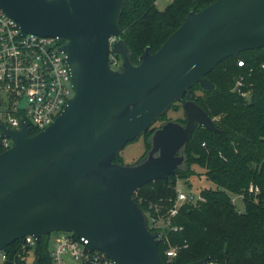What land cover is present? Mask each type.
<instances>
[{
    "label": "water",
    "instance_id": "obj_1",
    "mask_svg": "<svg viewBox=\"0 0 264 264\" xmlns=\"http://www.w3.org/2000/svg\"><path fill=\"white\" fill-rule=\"evenodd\" d=\"M124 3L0 0L23 33L64 41L58 50L66 56L74 91L35 135L25 123L18 130L1 126L13 144L0 152V251L32 236L40 253L42 235L66 232L86 238L89 250L115 264H162L163 233L148 229L133 195L188 170L186 145L196 127L219 131L190 88L197 83L212 91L206 74L220 61L264 48V0H214L190 11L154 53L146 47L137 63L120 38ZM111 52L121 59L118 68L110 65ZM180 101L183 123L168 119L155 128L149 149L134 164L113 161Z\"/></svg>",
    "mask_w": 264,
    "mask_h": 264
},
{
    "label": "trees",
    "instance_id": "obj_2",
    "mask_svg": "<svg viewBox=\"0 0 264 264\" xmlns=\"http://www.w3.org/2000/svg\"><path fill=\"white\" fill-rule=\"evenodd\" d=\"M213 1L172 0L158 10L156 0H125L120 38L130 51L131 62L137 63L146 47L154 53L190 11L198 12ZM239 60L243 67L236 65ZM206 78L214 84L212 91L201 90L197 83L190 90L219 131L196 127L186 145L188 170H176L167 181L155 180L140 187L133 199L144 213L148 229L163 233L158 244L162 264H188L207 256L216 264H264V48L223 59ZM179 103L169 110H182ZM168 111L157 121H167ZM176 120L183 123L184 117ZM155 128L151 126L141 135L145 152ZM29 133L37 131L30 127ZM113 161L122 163L119 154ZM193 167L201 169L204 180L213 186H200L202 200L183 202L170 215L177 182L192 187ZM231 195L240 196L242 212L236 210ZM160 220L162 225L157 224ZM49 241L50 234L40 237L38 253L35 246H24V239L16 240L3 250L6 260L1 264H26L32 252L34 264H52ZM176 246V256L167 257L166 251Z\"/></svg>",
    "mask_w": 264,
    "mask_h": 264
},
{
    "label": "built area",
    "instance_id": "obj_3",
    "mask_svg": "<svg viewBox=\"0 0 264 264\" xmlns=\"http://www.w3.org/2000/svg\"><path fill=\"white\" fill-rule=\"evenodd\" d=\"M63 43L56 37L23 33L19 24L0 7V149L3 151L13 142L1 135V126L18 130L25 123L28 129L32 127L38 133L53 122L73 96L66 56L58 50ZM109 62L112 68H116L120 61L110 53ZM236 65L243 67L245 64L240 60ZM236 85L239 86L240 82L237 81ZM22 101L24 106L21 108ZM249 190L256 192L253 186ZM197 200H202L199 193L178 191L169 214H176L181 203H195ZM58 233L51 249L52 264H67L66 256L75 264H115L103 253L89 250L86 238ZM23 239L24 246H35L32 236ZM177 251V246L171 247L166 255L172 258ZM5 260L6 254L2 250L0 264ZM203 264L216 263L207 259Z\"/></svg>",
    "mask_w": 264,
    "mask_h": 264
},
{
    "label": "rangeland",
    "instance_id": "obj_4",
    "mask_svg": "<svg viewBox=\"0 0 264 264\" xmlns=\"http://www.w3.org/2000/svg\"><path fill=\"white\" fill-rule=\"evenodd\" d=\"M171 1L172 0H156L155 6L158 10H163ZM167 118L172 119V120H176L178 118L182 119L183 118L182 110L180 109L176 112L169 110L167 113ZM160 124H161V122L156 121L153 124V126L158 127ZM145 147H146L145 146V140H144L143 136H140L137 139H135L134 141L127 143L125 145V147L119 152V156L122 159V163L125 165H132L135 162H137V160L145 152ZM193 169L195 171V175H193L189 178V182L192 184V187H188L186 184H184L183 181L178 180L177 185H176L178 191H182L184 193L191 192L192 194L196 195L199 191L200 186L201 187H204V186H211L212 187L213 186L210 182L208 183L204 180L203 174L200 173L201 169H199L197 167H193ZM231 198H232L233 204L235 205L236 210H238L239 212H242L244 207H243V203L241 201L240 196L231 195ZM157 224L162 225L163 221L160 220V221H158ZM58 236H59L58 232H52L50 234L49 249H52L53 242H55L57 240ZM32 258L33 257H29V259H27V264H32ZM66 262H67V264H75V262L72 261L71 258H69L68 256H66Z\"/></svg>",
    "mask_w": 264,
    "mask_h": 264
},
{
    "label": "crops",
    "instance_id": "obj_5",
    "mask_svg": "<svg viewBox=\"0 0 264 264\" xmlns=\"http://www.w3.org/2000/svg\"><path fill=\"white\" fill-rule=\"evenodd\" d=\"M33 253V252H32ZM32 253H30L29 254V256H28V258L27 259H29V257H33L32 258V264H34V256H33V254ZM27 259H26V264H27Z\"/></svg>",
    "mask_w": 264,
    "mask_h": 264
},
{
    "label": "flooded vegetation",
    "instance_id": "obj_6",
    "mask_svg": "<svg viewBox=\"0 0 264 264\" xmlns=\"http://www.w3.org/2000/svg\"><path fill=\"white\" fill-rule=\"evenodd\" d=\"M182 100H184V99H182ZM180 102H181V101H180ZM180 104H182V102H181Z\"/></svg>",
    "mask_w": 264,
    "mask_h": 264
}]
</instances>
